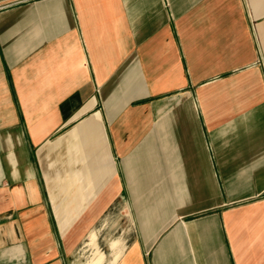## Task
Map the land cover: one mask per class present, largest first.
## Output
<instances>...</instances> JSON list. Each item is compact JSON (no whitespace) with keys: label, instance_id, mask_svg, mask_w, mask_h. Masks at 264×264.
<instances>
[{"label":"crops","instance_id":"0c3cea01","mask_svg":"<svg viewBox=\"0 0 264 264\" xmlns=\"http://www.w3.org/2000/svg\"><path fill=\"white\" fill-rule=\"evenodd\" d=\"M0 264H264V0H0Z\"/></svg>","mask_w":264,"mask_h":264}]
</instances>
